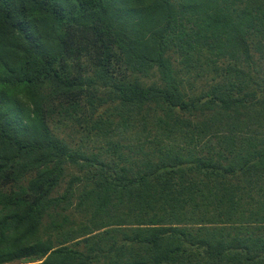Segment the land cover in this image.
Masks as SVG:
<instances>
[{
  "label": "trees",
  "instance_id": "16d2710c",
  "mask_svg": "<svg viewBox=\"0 0 264 264\" xmlns=\"http://www.w3.org/2000/svg\"><path fill=\"white\" fill-rule=\"evenodd\" d=\"M0 264H264V0H0Z\"/></svg>",
  "mask_w": 264,
  "mask_h": 264
}]
</instances>
